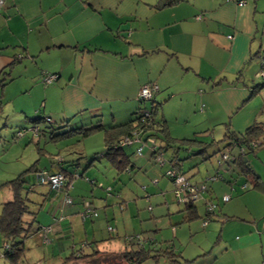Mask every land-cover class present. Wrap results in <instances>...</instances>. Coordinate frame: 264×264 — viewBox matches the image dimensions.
Instances as JSON below:
<instances>
[{
    "label": "crops",
    "instance_id": "obj_1",
    "mask_svg": "<svg viewBox=\"0 0 264 264\" xmlns=\"http://www.w3.org/2000/svg\"><path fill=\"white\" fill-rule=\"evenodd\" d=\"M161 1L4 0L0 8V145L6 151L21 144L32 153L30 163L22 169L15 165L9 176L16 178L33 165L32 172L55 171L59 162L70 173L81 171V178L86 170L97 169L95 159L89 163L83 151H72L67 157L61 149L48 162L33 160L41 140L55 145L63 140H47L44 134L37 139L27 134L16 139V132L29 127L36 116L50 117L55 128L65 123L78 128L97 121L105 127L126 124L140 107L138 92L146 84L158 88L154 95V103L160 105L157 119L167 130L172 118L167 113L170 101H177L176 119L188 114L185 123L190 131L182 135L187 143L204 147L198 134L210 128L221 130L224 137L227 131L243 134L250 126L259 127L264 141V86L252 91L262 84L264 0H179L157 8ZM42 73L56 74V82L42 85ZM97 134L102 135V152L104 136ZM146 160H152L151 154ZM96 161L116 174L103 157ZM130 161L129 178L142 168ZM244 164V173L236 166L228 168L232 169L227 170L228 178L212 184L208 201L215 196L216 208L205 226L204 210L199 226L172 228V246L175 240L187 244L174 260L181 264H264V145L245 156ZM32 172L25 178H35ZM87 174L90 178L86 179L98 181L92 179L97 178L95 174ZM120 177L109 186L122 193V187H115L117 180L122 182ZM190 182L198 184L200 179ZM36 189L46 196L49 193L46 186ZM92 190L94 195L96 189ZM216 190L222 194L220 199ZM3 191L1 204L11 199L10 192ZM70 191L68 198L72 193L79 198L68 206H64L65 191L43 196L44 217L42 223L36 219L38 225L30 235L51 246L45 254L50 256L49 264H69L68 258L78 255H71L78 247L86 253L115 254L129 248L96 237L89 243L85 234L77 237L75 224L81 218L83 197ZM225 196H229L227 202L222 201ZM202 199L206 204L207 199ZM157 214L172 215L169 208H160ZM39 228L51 229L47 244L42 243ZM137 240L151 241L139 236ZM67 252L70 255L65 257ZM163 263L169 264L167 259Z\"/></svg>",
    "mask_w": 264,
    "mask_h": 264
},
{
    "label": "rangeland",
    "instance_id": "obj_2",
    "mask_svg": "<svg viewBox=\"0 0 264 264\" xmlns=\"http://www.w3.org/2000/svg\"><path fill=\"white\" fill-rule=\"evenodd\" d=\"M176 105L177 101L176 99H173V101H170V103L168 104L167 111V113L169 112V114L172 115L170 122H168V135L171 139L178 140L174 142H176L175 144H179L176 146L180 148L179 150H177V152L172 148V155L174 152L175 154L177 153V159L181 163L182 172L184 173V176L188 179L190 184L195 185L190 181L200 179V182H198V184L205 182L207 188V192H202L204 196L198 197V200L195 202L197 211H199L198 217L191 221L182 220V217H185L187 214L184 211V207L177 204V201L174 197V187L165 175V172L171 168L168 163L166 162L165 165L159 166L155 159H152L151 161L146 160L147 158L149 159L150 154L148 147L143 150L141 156H138L135 153V147L133 146L127 147V153L130 154V159L137 165V167L141 166L142 168L141 170L137 168L131 174V178L127 177L129 176L128 174H122L120 177L122 182H119L117 180L115 187H122L123 194L120 190V194H118L119 192L115 190V193L117 194L108 197L109 194H106V191L104 189H106L109 185H112L113 179L116 177V174L112 171V169H110L109 166H100V163H96V160L93 161V167L98 165V167L100 166L99 168H92L90 169V171L86 170L85 172H83V178H79L73 182L71 191L74 189L78 194L82 195L83 200L88 201V203L90 201H93L95 203V207L89 203L90 208L93 209L97 214V217L93 218L91 221L89 219H86V221L84 222L81 220V218H78V223L75 224L77 230L79 231L77 233V237H82L85 234L89 243L92 237H96L95 239L97 240L102 239L104 240L103 242L114 241L120 246H123V244L128 245L129 238V241L135 244L137 242L136 237L139 236L140 238H149L151 241H154L156 243V249L159 251L162 250L161 252H163V250L167 248V243L169 241L172 242V228L181 227L183 230H186L190 225H193L194 227L199 226L202 221L203 212L204 210H206L205 202H203L202 198H205L208 201V193L211 191L212 184L221 182L219 178H217L213 182L210 181V179L216 176L215 173L223 177V179L224 177L228 178L229 174H227V170L231 172L232 169H228L226 168V166L217 167V156L214 158V156L218 154V151L222 147L221 142H217L219 141V139L223 140V138H221L223 136L220 134L221 130L218 131L214 129L215 132H213V128H210L209 131L204 130L203 132L198 134V138L202 139L199 140V142H204V144L207 145L211 142H217L214 145H210L209 147H207L205 153L197 154V152L200 151L203 146L198 147L196 144L185 143L189 140H185L186 138L184 137L182 138V135L184 134V132L190 131V128L188 127L189 124L185 123V117H187L188 114H182V116H179V118L176 119L174 114V107ZM196 120L197 119H193L192 122ZM55 132L57 133V131ZM27 136L31 137V134H27ZM32 138L37 139V137ZM46 138L48 140V137ZM77 139L78 138L73 137L67 140L60 141L57 145L47 143L48 141L45 140H41L40 144L37 146L39 147V150L34 149L33 151V160L42 158L48 162V158H53L54 155L56 156L58 154L57 151L62 149V152L64 150L63 153L67 157L70 156L72 151H83L84 153H86L85 156L88 157L90 163V161L92 160L91 158H93L94 154H99V151L103 149L101 148L100 143V141H102L101 134H94L93 136L82 140L79 143H77ZM182 141L185 142L181 144L180 142ZM158 142L159 141L156 142V145L158 144ZM52 146L56 148L54 149ZM33 148L35 147H32V149ZM214 150L216 152L215 155L212 154ZM42 152L43 154L40 156V153ZM169 152L171 151L168 149L167 153H161L165 161L170 158ZM208 156H210V160L207 158ZM31 157L32 153L29 150H25L24 148H22L21 144L20 146H13L10 150L8 148L6 151H4V148L2 147V145H0V182L4 183L5 181L15 179V177L9 176V171L11 169H15V165L17 167H21L19 169H22L24 166L30 163ZM80 173L81 171H79V174ZM87 173H92L97 176V178H92L98 180L96 181L97 185L95 187L91 186L90 184L87 185L85 183V179L90 178ZM191 175L192 177H190ZM154 176L156 178H154ZM100 183L103 185V189L101 188L102 185ZM92 189H96V192H94L95 196L93 195ZM2 192L4 191L1 190L0 193ZM4 193L6 194V192ZM216 193L215 195H217L218 199H220L219 197L220 195H222L221 192H218L216 190ZM1 198L2 195L0 194V202ZM69 198L71 200H74L78 199L79 197H76L75 193H72V195L69 194ZM210 202L215 204L216 197L213 196V199ZM68 205L69 204L66 205L64 199V206ZM75 207H77V204L75 205ZM160 208H169L172 215L168 216L167 214H157ZM41 209L39 211H36L35 209L36 219H38L37 221L40 223H42L41 220L44 217L43 210ZM170 218H172V220H170ZM91 227L92 229H90ZM109 228L111 229V231H109ZM84 229L86 233H83ZM93 231H95V236L93 234ZM2 240V236L0 235V264H11L8 260L1 256L3 245ZM171 242L170 245H172ZM191 243L192 242H189V245ZM23 247L24 251L20 255L17 264L50 263V261L48 260V257L50 258V256L45 254H47L46 250L48 252L51 251V246H44L39 240L35 239L34 237H28L24 240ZM82 247L85 248L86 246L84 245ZM186 247V242L180 243L178 242V240H175L172 250L175 251L176 254H181ZM188 247L190 248L191 246ZM161 252H158V254L161 255ZM81 254L82 253L75 256L74 259L68 261L69 264H126L120 258L121 253H86L84 251V255L82 256ZM69 255L70 252H67L65 257H68ZM158 259V262L147 259L140 264H164V259L167 258L160 256L158 257Z\"/></svg>",
    "mask_w": 264,
    "mask_h": 264
},
{
    "label": "trees",
    "instance_id": "obj_3",
    "mask_svg": "<svg viewBox=\"0 0 264 264\" xmlns=\"http://www.w3.org/2000/svg\"><path fill=\"white\" fill-rule=\"evenodd\" d=\"M177 1L179 0H162L161 5L157 6V8L172 5ZM262 86H264L263 80L262 84H259L254 87L252 91L254 92L255 89L258 90ZM159 106L160 105L154 103V101L150 103L149 107L153 118L151 122L150 120H142L143 116L139 112L141 107H139L136 110L134 118L131 121L126 124L114 125L111 127H105L101 124L100 121H97L94 124L85 125L78 128H70L69 125L66 123L61 125L60 127L55 128V122L50 117L36 116L32 118V122L29 128H22L16 132V139H18V132H22V136L26 134H31L32 137H40L44 134L49 138V140L53 141L57 139L66 140L72 137H76L78 138L77 141L80 142L93 136L94 134L102 132L104 136L105 148L99 154H95L91 159L99 160L103 157L108 162V164L115 170L116 177H119L122 174H128V172L133 170L132 162L129 159L130 156L124 152V149H126L127 147L116 146L118 139H120L121 137L129 136L131 131L138 130L142 132L141 134L143 139L147 137H152L153 139H155V144L157 141H159L156 146H158L161 153H164L165 148H173V150H175L176 152L180 149L176 146L179 144H175L176 142H174L176 140H173L169 137L165 123L162 120L157 119V115L160 111ZM31 128H37V133L35 135L34 133L29 131V129ZM55 131H57V133ZM260 136L261 132L258 126H250L245 130L243 134L240 135H237L231 131H227L223 137V140L217 141L221 142L222 145L221 149L219 151L217 150L218 154L215 155V150L212 154L215 155L214 158L217 156V163L222 162L223 156H227V160L223 161V163H220V166H226V168H232L236 166L239 170L244 173V171L247 170L244 164L245 156H247L249 153L254 152L255 150L264 145V141L261 140ZM184 142L185 141H182L180 143L182 144ZM187 142L188 141H186L185 143ZM217 142H211L208 145L201 143L202 145H204L205 148L203 147L200 151L197 152V154L205 153L207 147H209L210 145H214ZM132 146H135V149L137 148L136 145ZM207 158L209 160L211 159L210 156H208ZM151 159H155V155L152 153ZM166 162L171 167L170 169H172V171L174 170L177 174L181 175L189 183L188 179L184 176V173L182 172V166L179 160L177 159V153L175 154L174 152L173 155L170 156L167 161H165V164ZM56 164V167H58V169L56 168L55 171H52L50 169H41L35 172H32L34 168L33 166H35L33 165L29 170H27L23 174H20L15 179L0 184V190H7L11 194V199L1 204L0 211V235L3 239L1 256L8 260L11 264H17L20 255L23 253L24 240L30 237V235H34L33 231L37 227L36 225H38L36 222V211H39L42 208L44 200L49 196L50 192H59L58 190L53 189L49 185L43 183L42 174H62L64 176V187L62 189V192L65 191V195H68V191L72 189L73 182L82 177V175H80L78 171L70 173L66 169H63L60 165V162ZM31 172L36 174L34 176L35 178H25V174ZM166 177L170 180L173 185L174 179L169 178L168 176ZM221 180L224 181L225 179L221 178ZM86 182L92 183L91 186L94 187L97 185L95 182L89 179H86ZM45 186L49 188V193L47 194V196L44 193H39V189L38 191L36 189ZM101 188L103 189V186H101ZM104 190L106 191V194H109L108 197L117 194L115 193L113 186H108ZM43 196L46 197L43 199ZM182 196L185 199L187 198V194L185 193ZM85 202L88 201L81 200L82 210L84 209L83 205ZM195 202L196 201L188 199L186 202L179 204L184 207V211L187 214L183 218V220L191 221L198 217L196 214ZM204 217H206L205 219L209 220L210 214L205 212ZM129 240V248L121 252L120 256V258L126 264H140L146 261L147 259L156 261L157 258L160 256L166 257L169 264H181L178 260L173 259L174 257H177L178 254H176L175 251L172 250L173 246L170 245V242L167 243V248L164 249L163 252H161L162 250L159 251L156 249V247H153L156 246L155 242L150 241L149 243L143 244L142 241L137 240V242L133 244ZM5 246H8L7 250ZM158 252H161V255H159ZM80 253H82V256L84 255L82 249L75 251L71 255L73 257V255H80ZM68 260H71V258H68Z\"/></svg>",
    "mask_w": 264,
    "mask_h": 264
},
{
    "label": "built area",
    "instance_id": "obj_4",
    "mask_svg": "<svg viewBox=\"0 0 264 264\" xmlns=\"http://www.w3.org/2000/svg\"><path fill=\"white\" fill-rule=\"evenodd\" d=\"M244 3H239V5H243ZM4 5V0H0V8H2ZM262 73L261 77L262 80L264 81V59L262 60ZM57 75L56 74H47V73H42L40 83L44 86H49L54 84L57 80ZM158 91V88L155 84H146L142 86L138 92V100L140 102V113L143 116L142 120H151L152 115H151V110H150V103L154 101V95ZM30 132L34 133V135L37 133V128H31L29 129ZM142 132L138 130L131 131L129 136L121 137L118 139L116 146L117 147H129L132 145H136L137 148L135 149V153L138 156L142 155L143 150L148 147V150L150 151V154L155 155V160L159 164V166L165 165V160L162 157V154L160 152V149L158 146L155 144V139L152 137H147L145 139L142 138ZM22 132H18L17 137L22 136ZM158 152V153H157ZM227 160V156H223L222 162ZM218 162V166L220 167V164ZM165 175L168 176L169 178L174 179V197L177 201V204H182L186 202L188 199H191L193 201H197L198 197H201L202 192H206V185L205 182L200 183L198 185H192L189 184L181 175L177 174L174 170L168 169L165 172ZM43 178V183L46 185H49L51 188L58 190L59 192H62V189L64 187V176L62 174H53V175H47L46 173L42 174ZM217 178L221 180V176L216 174L215 177H212L210 181H215ZM245 187V186H243ZM109 190V189H107ZM187 194V198H183V194ZM65 203L66 204H71L72 200L68 198L67 196H64ZM229 200V196H225L222 198L223 202H227ZM84 209L80 213V217L82 220H85L86 218H95L97 217L96 212L90 208V204L88 202L84 203ZM206 212L212 215L214 213V210L216 208V205L212 202H206L205 204ZM208 222V219H205L203 226H205ZM41 229V228H40ZM51 231L50 228H42L41 230L38 229V232L41 234V239L42 243L47 244L48 239L46 235ZM109 231L111 229L109 228ZM35 232V231H33ZM85 244H82L81 246H84ZM6 250L8 249V246H5Z\"/></svg>",
    "mask_w": 264,
    "mask_h": 264
}]
</instances>
